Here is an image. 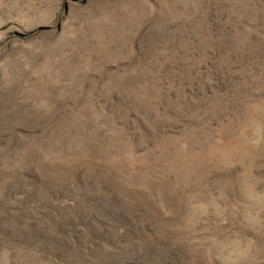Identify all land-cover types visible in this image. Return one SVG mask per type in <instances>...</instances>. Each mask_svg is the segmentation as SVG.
I'll return each instance as SVG.
<instances>
[{
    "label": "rangeland",
    "instance_id": "1",
    "mask_svg": "<svg viewBox=\"0 0 264 264\" xmlns=\"http://www.w3.org/2000/svg\"><path fill=\"white\" fill-rule=\"evenodd\" d=\"M0 264H264V0H0Z\"/></svg>",
    "mask_w": 264,
    "mask_h": 264
}]
</instances>
